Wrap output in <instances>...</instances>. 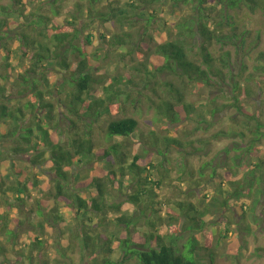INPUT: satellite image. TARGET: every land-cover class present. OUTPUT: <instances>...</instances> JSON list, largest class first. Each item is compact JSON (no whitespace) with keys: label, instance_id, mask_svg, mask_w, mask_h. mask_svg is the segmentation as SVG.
<instances>
[{"label":"trees","instance_id":"obj_1","mask_svg":"<svg viewBox=\"0 0 264 264\" xmlns=\"http://www.w3.org/2000/svg\"><path fill=\"white\" fill-rule=\"evenodd\" d=\"M140 1L138 0L139 3ZM149 1H152L149 4H161L160 7L166 3L162 0ZM165 1L172 3L170 10L177 21L175 32L171 30L174 36L166 42L156 44L151 50L150 56L158 59L157 63H151V67L144 63L140 67L148 75L146 78H156L157 74L169 73L178 76L180 80V87L173 82L165 83L163 96H159L160 101H153L155 117L151 123L153 126L161 124L164 129H168L167 134L160 135L154 128L145 134L140 129L139 121L132 116L111 118L119 108L120 101L125 104L131 98L129 88L126 87L130 83L134 84V79L116 75L108 85H104L107 79L95 76L89 66L90 55L100 59L97 52H89V47L93 46V41L98 38L109 44L111 49L128 46L126 54H131L135 49L138 52L143 51L142 43L147 41L146 38L152 39L148 33L152 25L159 24L155 22L158 8L151 14L148 9L144 10V6L133 0H129L125 5L120 4L119 0H106L104 8L97 7L99 0H90L86 20L88 25H95V22L106 24L110 21L120 26L136 25L133 19L136 14L144 20L145 24L137 32L136 40L129 32L114 34L108 42L106 36H95L92 33L81 38L82 31L76 28L77 23H68L72 27L71 30L65 23L62 24L58 17H54L58 26H52L50 17L41 16L36 26L40 28L39 40L30 38L25 32L20 34L21 39L18 38L24 49L32 48L35 51L30 68H25L20 61L17 64L12 63V52L8 48L5 49L6 72L0 75L3 82L0 84V257L6 264H22L24 260L31 263L35 257L34 252L37 250V253H41L44 250L42 236L45 226H62L66 223L64 214L60 213L63 208L71 209L75 216L108 209L106 200L107 197H112L110 189L118 188L121 191L124 186L133 189L128 196L130 205L141 206L147 204V199L151 198L147 208H154L153 192L142 187L143 178L152 177V170L165 177L164 172L171 167L173 159H176L173 154L181 156L183 174L188 168L186 157L182 156L186 149L185 143L169 132L172 126L191 118L196 110L187 100L189 90L197 91L201 86L212 87L213 79L217 77L222 82L218 86L221 95L228 99L225 87L230 86L235 101L232 107H236L240 114L249 116V119H254V116H250L239 106L242 93L249 96L251 91L241 88L239 78L235 77L233 72L237 67L241 70L244 68L241 56L246 55L249 45L252 47L257 43L250 42L252 22L249 21L246 28L241 30L235 14L243 7H247L250 12L261 11L264 14V0ZM77 7L80 9L82 6L77 4ZM185 7L190 8L189 14L182 13ZM54 14L58 16L57 11ZM6 23L7 19H0V42L9 35V32L4 30L8 29ZM214 46H220L221 52L217 58L213 55ZM227 47L232 50H225ZM260 58L264 59V53L260 54ZM44 66L47 70L62 75V82L51 84L47 76H39L44 73ZM137 70L141 72L138 67ZM227 79L231 81L230 85ZM148 82L149 80H144V86L150 87ZM154 82L158 84L157 81ZM96 86H103V96L95 95ZM26 96H31V100L24 105H10L12 100L20 101ZM48 97L56 98V103ZM56 104L76 116V121L71 120L74 126L71 134L66 138H59L61 134L57 133L64 121L62 117L54 115ZM113 106L118 108L114 109ZM229 106L228 103L219 108L214 106L210 114L214 116ZM105 117L109 119L106 140L110 144L108 147H101L95 144L94 132L96 125ZM256 122L254 128L247 127L252 134L250 144H234L232 148L225 150L232 164L225 165L227 176L225 182H221L219 186V194H224V187L227 186L228 197L222 201L216 199V203H211L210 206L220 205L227 208L229 201L250 198L254 191L264 200V175L261 176L264 161L244 164L245 156H257L259 151L257 144L263 136L264 123L258 119ZM232 131L246 136L238 127L233 126ZM231 132H227V135ZM224 134L226 132L222 131L215 138ZM116 138L119 141H116ZM136 139L145 145L143 153L134 148L133 141ZM5 143H11V146L6 148ZM232 151L235 152L234 156H231ZM21 163L23 166H20ZM87 165L92 166L90 174L85 172ZM219 166L224 167L222 164ZM244 166H248L249 170L242 179H234L238 170ZM210 169L211 179L217 177L218 172L213 162H206L201 166V179L205 177L204 172ZM145 171L148 174H144ZM45 177L47 179L43 181ZM158 181L161 182L162 179ZM34 193L39 194V197L35 199ZM45 195L46 200L40 199ZM260 200L257 202L260 203ZM29 201H32L30 205ZM155 201L159 207L154 208L157 213L164 203ZM176 205L179 213L173 209L167 211L170 221L168 235L151 233L138 242L120 237L110 240L108 243H117L123 255V261L117 264H123L130 259H136L139 264H200V261L195 259L199 249L190 244L186 250L187 243H183L184 233H189L190 239L192 235L195 238L194 233L204 231L209 224L206 215L210 214L211 209L206 207L201 211L192 203L176 202ZM115 209L119 210V207L116 206ZM14 210L18 211L19 216L12 215ZM37 217L39 221L34 223ZM132 217L128 222L127 217L119 216L116 219L117 224L127 223L125 229L135 227ZM183 218L188 224L181 229ZM25 225L39 230L37 237L31 241L33 247L29 248L27 254L18 249ZM88 241L89 238L85 242L87 250L90 245ZM204 248H208V244ZM95 252L94 248L93 253ZM106 252L110 253L112 249L108 248ZM20 255L22 260L17 257ZM103 263L113 264L107 259Z\"/></svg>","mask_w":264,"mask_h":264},{"label":"rangeland","instance_id":"obj_2","mask_svg":"<svg viewBox=\"0 0 264 264\" xmlns=\"http://www.w3.org/2000/svg\"><path fill=\"white\" fill-rule=\"evenodd\" d=\"M133 1L140 6H144V10L148 9L151 14H153L152 11L154 9L158 8L156 12L158 16L155 18V22L159 24H153L152 29L154 28V30L151 29L148 32L152 39L146 38L147 41L142 43L141 49L143 51L138 52L135 49L131 54L125 53L128 46L111 49L104 40L95 39L93 46L89 47V52L91 54L97 52L100 59H95L94 55L92 57L89 54V66L95 76L104 80L105 78L107 79L104 85H108L116 75H122L125 79L133 77L134 84L130 83L126 87L129 88L131 98L125 104L120 101L119 108L118 106H113L114 109H118L111 118L135 117L139 121L142 132L147 134L154 128L161 135L165 134L168 129H164L161 124L153 126L151 123L155 117L153 101H160L159 96H163V91L166 87L165 83L173 82L180 87V80L178 76L169 73L157 74L156 78H152L153 76L146 78L148 75L140 66L145 63L151 67V63L158 62V59L150 56L151 50L156 44L166 42L174 36L172 32H175L174 26L177 21L171 13L170 7L172 3L169 1L162 0L163 3L166 2L163 7H160L161 4L159 3L149 4V2H152L149 0H141V3L138 0ZM119 2L125 5L129 0H119ZM77 4L82 7L79 9ZM106 4V0H99L97 7L104 8ZM89 5L90 0H18V2L15 0H0V19H7L6 25L8 29L4 30L9 32L8 37L3 38L0 42V75L6 72L4 67L5 59L7 58L6 48L12 52L10 59L12 63L17 64L20 61L25 68H30L31 58L35 51L32 48H23V44L19 41L22 36L20 34L25 32L30 38L39 40L40 28L36 26L41 16L50 17L52 26L57 25L54 22V17H58L60 22L62 24L65 23L71 30L72 27L68 23H77L76 28L82 31L81 38L92 33L95 36H106L107 42L110 41L112 35L123 32H129L132 38L136 40L137 32L145 24V21L136 14L133 16L136 25L124 24L120 26L113 21L106 24L95 22V25H88L86 20ZM56 11L58 16L54 14ZM189 12V7L183 8V14H189ZM235 15L241 25V30L246 28L249 21L252 22L253 30L250 42L257 43L254 46L252 45V47L249 45L246 55L241 56L245 64L244 68L241 70V68L237 67L233 72L234 76L239 78L237 79L240 81L241 88H248L251 91L249 96L242 93L239 97V106L244 108L250 116H254V119H249V116L240 114L236 107H232L235 101L231 95L230 86L225 87L229 98L227 99L221 95L218 86L222 82L217 77H214L212 87L201 86L197 91H194V89L189 90L187 100L196 110L191 118L179 125L172 126L169 132V134L175 135L185 143L186 149L182 156L186 157L185 162H188V168L185 169L186 171L183 174L181 172V156L173 154L176 159H173L171 167L164 172L165 177L152 170V177L143 178L142 187L151 189L153 192L154 208H159L155 200H160L164 203L162 209L156 213L154 208H147L152 201L151 198L147 199V204L141 206L130 205L128 196L133 189H127L125 186L121 191L118 188L110 189L112 197H107L106 200V205L109 207L107 206L108 209H102L101 212H88L84 215L75 216L71 209L63 208L60 213L64 214L66 223L62 226L46 225L42 236L44 250L41 253H37L36 250L32 262L24 260L22 264H104L103 262L106 259L112 261L113 264L122 262L123 255L117 243L110 245L108 242L118 237L123 239L130 238L138 242L147 238L151 233L161 236L168 235L170 221L167 211L173 209L179 213L176 202L192 203L201 211L206 207L211 209L210 214L206 215V220L209 224L204 231L194 233L195 238L192 235L190 239L188 238L189 233H184L185 239L183 243H187L186 250L189 249L190 244L195 245L199 249L197 254H195V259L199 260L200 264H264L263 197L257 195L256 191H254L250 198L229 201L227 208H223L220 205L210 206L211 203H216V199L222 201L225 197H228L227 186L224 187V194H219V186L221 182H225L227 176L225 165L232 164L231 160L227 158L225 150L232 148L234 144H250L252 134L248 131V128H254L257 125L256 119L264 123V59L260 58V54L264 53V14L261 11L250 12L247 7H243ZM164 24H167V26ZM257 39H259L258 42ZM229 49L232 50V48H225V50ZM220 52V46H214L213 55L215 58L219 56ZM137 67L140 68L141 72H138ZM202 67L205 69L204 66ZM43 71L44 73H40L39 76H47L51 84L62 82V75L47 70L45 66ZM144 80L146 82L149 80L150 87L144 86ZM154 81H157L158 84ZM226 81L229 85L231 84L229 79ZM1 83L3 82L0 78ZM102 87L96 86L95 95L97 97L103 96ZM48 99L56 103V98L48 97ZM30 100L31 96H26L20 101L12 100L10 105L16 107L20 103L24 105ZM226 103L230 105L226 110L217 112L214 116L210 114L215 107L219 108ZM57 104L55 105L56 111H54V115L62 117L64 121L61 123L57 133L61 134L59 138H66L67 135L71 134V129L74 127L71 120L76 121V116L68 109L61 108ZM42 114H46V112H42ZM108 123L109 119L105 117L96 125L94 139L97 146L108 147L110 144L106 140ZM79 125L82 127V124L79 123ZM233 126L242 129V133H245L246 136L243 137L241 133L232 131ZM174 129L176 130L174 131ZM222 131L226 132V134L215 138ZM262 131L263 136L260 143L257 144L259 150L257 156H245L244 164H255L259 160L264 161V128ZM227 132H231L230 135H227ZM116 141L119 140L116 138ZM133 144L134 148L140 151L139 153H143L142 150L146 148L139 139L133 141ZM4 146L8 148L11 143H5ZM231 154V156H234L235 152L232 151ZM206 162H213L218 172L217 177L211 179L212 171L210 169L204 172L205 177L201 179V166ZM23 163L20 166H23ZM219 164L224 167L219 168ZM86 168L87 171L85 172L90 174L92 166L87 165ZM248 170V166H244L241 170H238L234 179H242ZM263 173L261 176L264 175ZM144 174L148 173L145 171ZM46 179L47 177L43 181H46ZM159 179H162V181H158ZM84 180L86 181L87 178ZM38 197L39 194L34 193V198ZM40 199L46 200L47 195L41 196ZM258 199H261L260 203L257 202ZM31 202L29 201L28 204L30 205ZM116 206L119 207V210L115 209ZM11 213L13 216H19L17 210ZM119 216L127 217L128 222L133 216L135 227L131 226L125 229L127 223L118 225L116 219ZM38 221L39 218L37 217L33 222L36 223ZM187 224L186 219L183 218L180 228L184 229ZM33 230L36 229H32L28 225L24 226L18 244V249H21L22 253L27 254L29 248L33 247L31 241L39 234V230L31 232ZM88 238L90 245L87 250L85 249V242ZM206 244H208L209 249L204 248ZM94 248L96 249L95 253H93ZM108 248H111L112 252L107 253L106 250ZM17 257L22 260L21 255ZM0 263L6 264L1 257ZM123 264L139 263L136 259H130L126 262L124 261Z\"/></svg>","mask_w":264,"mask_h":264}]
</instances>
